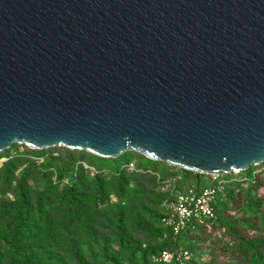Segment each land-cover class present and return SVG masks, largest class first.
Instances as JSON below:
<instances>
[{"label":"water","instance_id":"water-1","mask_svg":"<svg viewBox=\"0 0 264 264\" xmlns=\"http://www.w3.org/2000/svg\"><path fill=\"white\" fill-rule=\"evenodd\" d=\"M264 165V0H0V154Z\"/></svg>","mask_w":264,"mask_h":264},{"label":"trees","instance_id":"trees-1","mask_svg":"<svg viewBox=\"0 0 264 264\" xmlns=\"http://www.w3.org/2000/svg\"><path fill=\"white\" fill-rule=\"evenodd\" d=\"M25 148L0 154L6 159L0 166V264L148 263L175 246L164 239L161 220L169 193L162 185L181 173L199 184L206 178L170 166L171 174L158 179V166L166 164L139 154L135 164L142 174L122 169L133 162L130 154L103 159L65 148L56 156ZM249 171L227 177L249 183L234 184L237 192L229 191L216 205L217 220L191 237L198 245L210 227L224 241L210 246L204 264H264V168Z\"/></svg>","mask_w":264,"mask_h":264},{"label":"built area","instance_id":"built-area-1","mask_svg":"<svg viewBox=\"0 0 264 264\" xmlns=\"http://www.w3.org/2000/svg\"><path fill=\"white\" fill-rule=\"evenodd\" d=\"M122 169L140 174L145 173L133 162L125 165ZM148 172L152 173L151 171ZM257 174L258 172H255L253 177L256 178ZM231 175L239 176L241 174ZM231 175H201V177L206 176V178L202 179V183L199 184L188 182L180 174L165 182L162 185V191L169 193V198L163 203L164 215L161 223L165 229L164 239L174 242L175 246L173 249L161 251L148 263L141 264H192L194 262L193 250L188 249L178 241L191 239L193 235L198 233L197 228L199 226L217 220L216 205L229 191L236 190L237 192L234 184L245 183L246 186L248 185L249 181L246 177L228 180L226 176ZM157 177L158 179L161 178L159 175ZM111 202L115 203L117 199L112 196Z\"/></svg>","mask_w":264,"mask_h":264},{"label":"rangeland","instance_id":"rangeland-1","mask_svg":"<svg viewBox=\"0 0 264 264\" xmlns=\"http://www.w3.org/2000/svg\"><path fill=\"white\" fill-rule=\"evenodd\" d=\"M15 146H18V145H15ZM13 148H14V147H13ZM13 148H12V149H13ZM12 149L9 150V151H12V154L23 153V152L26 150V148H25L24 146H18V149H16V150H12ZM58 149H60V148L51 149V150H45V151L50 152L49 155L51 154V155L56 156L57 153H54V152H57ZM128 154H130V155H129V159H130V161H133V162L136 163V164H139V163H140V157L138 156V154H135V153H132V154H131V153H128ZM5 161H6L5 158L1 159V160H0V166H1ZM43 161H44V159H42L40 162H43ZM85 165L87 166L86 163H85ZM263 166H264V165H263ZM143 168H145V166H143ZM258 168H259V169H263L264 167L261 166V167H258ZM250 170H251V169H250ZM171 171H172V169H171L170 166L167 165V164H166V165H162V166H158V168H157V175H159L160 177H162V176H166V175H168V174H171V173H170ZM177 172L180 173V171H177ZM248 172H250V171H247L246 174H248ZM181 174H182V173H181ZM242 175H244V174L241 173V176H242ZM183 176H184V174H183ZM226 177H228V176H226ZM184 178H185L188 182H197V181H195L196 179H195L193 176L189 177V176L187 175V176H184ZM205 180H207V179H205ZM203 181H204V180H203ZM232 215H234V214H232ZM240 215H241V213H237V214L234 215V218H237V217H239ZM209 235H211L210 241L204 243L205 240H206V238H207V236H209ZM200 239L203 240V241L199 242L198 245H196L192 239H186V241H185V240H182V241H181V244H182L183 246H185V247L190 246V247L192 248V250H193L192 252H193V254H194V262H196V260L198 259V261H199L201 264H204V263H208L209 260H210V246H211L216 240H218V241H222V242H224V241H223L222 237H220V235H219L218 233H215L214 230H212V228H210V227L207 228V232H205L204 234H200Z\"/></svg>","mask_w":264,"mask_h":264}]
</instances>
